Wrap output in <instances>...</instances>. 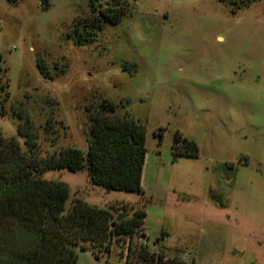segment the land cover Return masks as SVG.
Masks as SVG:
<instances>
[{
  "label": "rangeland",
  "instance_id": "1",
  "mask_svg": "<svg viewBox=\"0 0 264 264\" xmlns=\"http://www.w3.org/2000/svg\"><path fill=\"white\" fill-rule=\"evenodd\" d=\"M90 1L0 0V84L9 92L0 129L43 156L69 146L86 153L87 109L123 105L120 113L146 123L152 196L106 190L87 170L44 177L68 183V206L82 198L117 217L145 202L152 219L188 215L199 251L174 253L159 240L155 248L142 226L100 258L80 251L79 264H192V256L264 264V0H127L119 23L103 21L94 41L77 44L75 22L100 16ZM177 131L197 142V157L174 160Z\"/></svg>",
  "mask_w": 264,
  "mask_h": 264
},
{
  "label": "trees",
  "instance_id": "2",
  "mask_svg": "<svg viewBox=\"0 0 264 264\" xmlns=\"http://www.w3.org/2000/svg\"><path fill=\"white\" fill-rule=\"evenodd\" d=\"M250 3L241 2L238 7ZM90 7L100 16L82 28L81 22H75L77 44L94 41L103 21L119 23L130 10L127 0H113L102 7L91 0ZM8 97L5 84H0V106ZM122 107L106 101L98 109H87L92 126L86 153L69 146L43 156L35 142L22 144L0 129V264H79L80 251L91 250L100 258L102 252L111 250L113 240L144 226L145 202L129 211L122 209L117 217L115 207L82 198L68 206V183L44 177L49 170H87L94 185L150 197L142 184L148 153L146 123L129 111L120 113ZM20 134L28 138L21 130ZM198 155L197 142L177 131L174 160Z\"/></svg>",
  "mask_w": 264,
  "mask_h": 264
},
{
  "label": "crops",
  "instance_id": "3",
  "mask_svg": "<svg viewBox=\"0 0 264 264\" xmlns=\"http://www.w3.org/2000/svg\"><path fill=\"white\" fill-rule=\"evenodd\" d=\"M146 162H147V157H146ZM144 173H145V169L143 171V178H142L143 188L146 192V195H150L149 191H151V188L145 187L144 184V178H145ZM161 201H163V199ZM151 216L152 215L149 212H147V216L144 221V227L148 231L147 236L151 240L155 248L160 245H163L166 249L174 253L190 252L194 254V252L197 253L199 251V250H194L195 244L191 239V233L187 230L190 229L189 228L190 226L187 224L188 222H190L188 215L185 216L184 220L182 219L167 220L165 215H161L152 219ZM155 230L159 231V233L155 236H152V233ZM158 240L160 245L156 243V241ZM186 250L188 252H185ZM192 260H193L192 264H197L196 257L192 256Z\"/></svg>",
  "mask_w": 264,
  "mask_h": 264
},
{
  "label": "built area",
  "instance_id": "4",
  "mask_svg": "<svg viewBox=\"0 0 264 264\" xmlns=\"http://www.w3.org/2000/svg\"><path fill=\"white\" fill-rule=\"evenodd\" d=\"M143 232H145V236H147V234H148V231L146 230V228L143 226V230H142Z\"/></svg>",
  "mask_w": 264,
  "mask_h": 264
}]
</instances>
